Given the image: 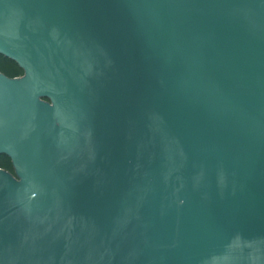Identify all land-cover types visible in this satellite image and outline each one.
I'll list each match as a JSON object with an SVG mask.
<instances>
[{
	"label": "water",
	"instance_id": "water-1",
	"mask_svg": "<svg viewBox=\"0 0 264 264\" xmlns=\"http://www.w3.org/2000/svg\"><path fill=\"white\" fill-rule=\"evenodd\" d=\"M0 264H264V0H0Z\"/></svg>",
	"mask_w": 264,
	"mask_h": 264
},
{
	"label": "trees",
	"instance_id": "trees-1",
	"mask_svg": "<svg viewBox=\"0 0 264 264\" xmlns=\"http://www.w3.org/2000/svg\"><path fill=\"white\" fill-rule=\"evenodd\" d=\"M0 71L9 77H17L24 75L23 69L15 61L0 54ZM0 168L6 169L11 173H15L11 159L6 155L0 156Z\"/></svg>",
	"mask_w": 264,
	"mask_h": 264
}]
</instances>
